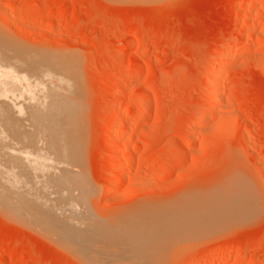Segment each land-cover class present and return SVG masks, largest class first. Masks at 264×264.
Listing matches in <instances>:
<instances>
[{
    "label": "rangeland",
    "instance_id": "obj_1",
    "mask_svg": "<svg viewBox=\"0 0 264 264\" xmlns=\"http://www.w3.org/2000/svg\"><path fill=\"white\" fill-rule=\"evenodd\" d=\"M257 1L0 0V50L49 68L39 76L58 85L49 82L53 113L71 120L61 121L70 126L63 136L81 159L91 217L133 224L173 207L200 218L190 229L194 239L164 232L155 243L144 239L138 260L149 246L157 253L142 264H264V0ZM224 48L220 57L235 59L221 74L220 102L211 112L216 71L208 65ZM139 103L148 113L143 123ZM130 104L136 106L114 126L112 116ZM201 110L211 119L200 124ZM244 188L256 199L252 215L227 217L228 226L206 219L213 198ZM210 196L209 205L202 199ZM193 205L203 207L194 212ZM75 210L84 222L83 205ZM18 221L0 210V264H84ZM219 248L228 251L211 256ZM94 255L104 264L114 258Z\"/></svg>",
    "mask_w": 264,
    "mask_h": 264
},
{
    "label": "bare ground",
    "instance_id": "obj_2",
    "mask_svg": "<svg viewBox=\"0 0 264 264\" xmlns=\"http://www.w3.org/2000/svg\"><path fill=\"white\" fill-rule=\"evenodd\" d=\"M248 4L249 7H254L258 4V1L249 0ZM225 51L226 48L220 50L217 62L209 63L208 65L209 68L214 67L216 71L208 88L211 97L208 108L210 111H214L219 104L218 102H220V94L222 93H220L222 83L221 74L232 59H235L233 57L224 61L220 56ZM6 53L0 50V96L2 97V95H4V97H6H2L6 99L5 101L4 99L3 101L0 100V210L4 216L16 218L22 225L40 234L60 248L67 250L70 254L75 256L77 260H80L84 264H104V260L101 261L94 255L97 253H109L113 255L114 258L111 259L110 264H132L133 261V264H142V258L145 260V258L147 259V257H151L157 253H154L149 246V254L143 252L147 257L144 258V255H142L143 257L138 260L141 257V252L144 251L143 247L146 246L145 243H155L157 238L160 239L163 236L160 237L161 232L165 233L164 236L168 235V233H172V236L181 235L178 237L181 239L185 237L189 239L188 236L191 238L196 234V231L193 232L190 231V229L197 227L196 222H198L200 218L198 220H191V218L187 216V212L185 213L184 210H177L173 207H166V210L159 211L158 214H153L151 212L152 210H150L151 213L144 214V218H137L142 221L139 222L141 225L138 222L134 223L136 219H131L133 220L131 221L133 224L129 221H123L124 219H120V221L118 219V223L116 221L114 227L111 226L110 223L105 225L102 220L92 218L90 210L84 207L88 196L86 193H89L90 186H88L87 180L85 181L82 179L81 159L70 148V143L65 135L63 136L64 133H67L65 130H67L69 126V124L67 126L64 124L68 123V121L66 123V120H69V122L71 120L64 117L60 120L61 118L59 119L58 116L57 119L53 113L56 109L54 98L52 100L51 95L56 89L53 88V91L51 87H54L56 81H54L53 85L50 80L46 81L43 79V77H45L44 75L47 76L48 74H46V69L48 70L49 68L46 67V69L43 68L41 70L42 66L34 65V62L28 61L29 58L26 59L28 62H25L19 58L20 55L13 56V54ZM35 59L34 57V61ZM106 68L107 66H105L104 69ZM40 70L45 72V74ZM134 74L135 73H132L131 75L133 76ZM39 75H43V77ZM49 82L52 83V86ZM56 88L58 89L57 84ZM112 98L113 97H111V99ZM134 105L136 106V104L128 105L120 115L115 114L112 116L111 119L114 126L121 116L130 114ZM138 105L141 113L138 119L139 121H137L143 123L148 113L146 114L144 104L139 103L137 106ZM199 115L197 120L198 123L201 124L209 121V114L206 113L205 110H201V114ZM61 121H65L64 124ZM61 126H63L64 129L61 128ZM66 127L67 129H65ZM112 134H114V132L110 131V135ZM103 135H105V133ZM120 142L121 141H119V144ZM118 166H120L119 171L123 173L125 168L122 169V166L124 167V164L122 163V165L120 164ZM109 167L111 166L109 165ZM116 185L117 184L113 185V189L117 188L118 185ZM236 193L235 195H228L222 198L215 197L212 200L211 196L202 199H209L215 202L211 207L207 206L208 209L204 210V213L207 214L206 219L209 218L212 223L213 221L224 222L227 217L226 220H233L232 217H235L234 220L239 221L237 217L243 219L244 217L252 215L254 206H256V199L249 193L248 189H241V191L238 190ZM192 198L190 201L193 202ZM186 199V202H188L189 198ZM183 200L180 201L183 203ZM211 201L208 202L207 200L209 205ZM192 202L189 204L192 205ZM79 203L83 205L82 215L85 219L84 222L80 214L76 213L75 210L76 205ZM194 203H196V200ZM184 204L186 203L182 205ZM189 204L188 207L187 205L185 206L188 210ZM200 204L205 206L204 203ZM193 206L194 212L200 211L199 207H203L197 206V209L199 208L197 210L195 209V205ZM176 208L178 207L176 206ZM57 209H60V211L67 209L68 212L59 216L56 212ZM193 210L190 208V211L193 212ZM144 212L145 211H143V213ZM184 213L187 215H184ZM85 216H87V218H85ZM123 222L128 224H123ZM227 222L224 223L227 225ZM136 223H138V226L135 225ZM204 226L207 225L204 224ZM138 227L140 233L136 230ZM216 228L218 230L221 229V227L220 229L219 227ZM188 231H190V233ZM212 231L213 230L210 232ZM186 232L187 236L185 234ZM191 232H193V236ZM139 235L142 236L139 237ZM172 236L170 237L174 239ZM197 236L195 239H197ZM147 237L148 240H145V243H143V240ZM139 241L141 243H139ZM99 242L102 244L97 245ZM140 244L145 246L140 248ZM107 246H113L114 250H109V252ZM160 246H162V244ZM139 248L141 250L143 249L140 252L141 254L135 252V249L136 251L137 249L140 251ZM132 250L133 252L131 253ZM156 251L159 252V250ZM227 251L228 249L226 248L214 249V251L211 252V256ZM135 253L140 256L138 257ZM133 256L134 258L136 257V261L141 262H136ZM130 258L133 259V261H131L132 263L129 261ZM150 259L151 258H148L147 260ZM205 261L206 260H202L201 264H206Z\"/></svg>",
    "mask_w": 264,
    "mask_h": 264
}]
</instances>
